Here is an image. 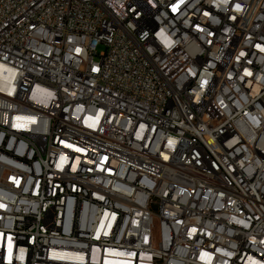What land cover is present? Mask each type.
Wrapping results in <instances>:
<instances>
[{"label": "built area", "instance_id": "1", "mask_svg": "<svg viewBox=\"0 0 264 264\" xmlns=\"http://www.w3.org/2000/svg\"><path fill=\"white\" fill-rule=\"evenodd\" d=\"M0 264H264V0H0Z\"/></svg>", "mask_w": 264, "mask_h": 264}, {"label": "rangeland", "instance_id": "2", "mask_svg": "<svg viewBox=\"0 0 264 264\" xmlns=\"http://www.w3.org/2000/svg\"><path fill=\"white\" fill-rule=\"evenodd\" d=\"M103 50V46L102 45H99L98 47H97V52H100V51H102Z\"/></svg>", "mask_w": 264, "mask_h": 264}]
</instances>
